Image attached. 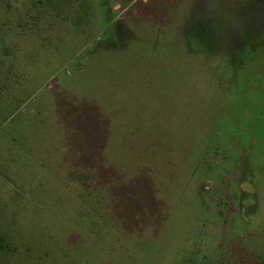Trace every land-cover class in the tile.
I'll list each match as a JSON object with an SVG mask.
<instances>
[{"label":"rangeland","instance_id":"obj_1","mask_svg":"<svg viewBox=\"0 0 264 264\" xmlns=\"http://www.w3.org/2000/svg\"><path fill=\"white\" fill-rule=\"evenodd\" d=\"M0 264H264V0H0Z\"/></svg>","mask_w":264,"mask_h":264},{"label":"clouds","instance_id":"obj_2","mask_svg":"<svg viewBox=\"0 0 264 264\" xmlns=\"http://www.w3.org/2000/svg\"><path fill=\"white\" fill-rule=\"evenodd\" d=\"M214 2H215V6L216 7H219V5L221 4V3H223V4H227L228 3V0H214Z\"/></svg>","mask_w":264,"mask_h":264}]
</instances>
